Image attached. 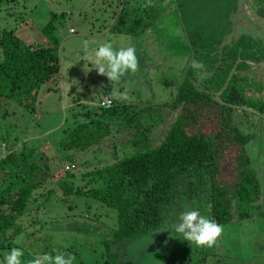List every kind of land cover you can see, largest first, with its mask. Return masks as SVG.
<instances>
[{
	"label": "rangeland",
	"instance_id": "obj_1",
	"mask_svg": "<svg viewBox=\"0 0 264 264\" xmlns=\"http://www.w3.org/2000/svg\"><path fill=\"white\" fill-rule=\"evenodd\" d=\"M144 1L0 0V34L5 27L16 28V36L27 45H47L50 42L43 30L51 23L60 57L59 70L40 91L36 107L26 109L16 103L7 107L5 115L0 114L4 116H0V159L12 152L15 161L21 162L47 151L55 169L58 159L73 150L60 148L65 130L94 119L109 121L104 138L84 149L74 162L61 165L70 174L66 187L55 186L54 189L49 183L37 190L34 196L41 193L14 228L0 233V259L10 248L19 247L24 250L23 264H31L34 257L43 253L59 252L66 257L70 255L72 264H202L203 260L206 264H264V218L222 225L221 235L211 248L195 247L174 229H165L172 226L183 205L211 218L208 189L198 183L195 176L179 181L176 203L168 209L164 227L120 247L115 244L109 251L106 249L104 241L111 238L112 229L117 227V211L84 194L93 185L91 173L140 149L134 145V140L143 138L137 132L138 122L143 129H150L146 134L148 144L156 146L161 142L181 107L168 109L160 103L172 101L184 79V69L192 64L191 43L195 40L201 44L217 42L223 28L228 30L224 25L228 21L227 10L224 16H218L224 21H218L203 10L209 0H146L152 2L150 13L154 16L144 32L139 35L112 32L122 11ZM227 2L230 5L235 0ZM189 8L206 14L208 19L200 18L193 28ZM99 29L102 36L97 37ZM90 32L95 33L86 37ZM208 34L213 38L209 39ZM107 42L117 49L135 48L137 70L134 73H126L119 81H109L92 68L86 55ZM1 51L0 48V56ZM252 68L249 75L264 73V67ZM208 75L204 68L196 71L201 80ZM262 80L257 82H264ZM253 89L247 88L246 94L264 98V88L260 95ZM106 97L113 99L110 110L115 109L114 112L104 110L107 108L101 105ZM135 114L139 117L132 122ZM257 115L238 109L234 120L244 134L250 135L244 151L250 160L248 168L261 185L263 195L259 203L264 206V119ZM210 128L212 125L208 123L207 130ZM225 163L230 168L223 170V174L233 171L232 159ZM77 189L82 191L77 193ZM50 190L45 200V193ZM172 236L173 239L169 238Z\"/></svg>",
	"mask_w": 264,
	"mask_h": 264
},
{
	"label": "trees",
	"instance_id": "obj_2",
	"mask_svg": "<svg viewBox=\"0 0 264 264\" xmlns=\"http://www.w3.org/2000/svg\"><path fill=\"white\" fill-rule=\"evenodd\" d=\"M217 2L211 0L203 10L223 21L218 16H224L222 8L228 6L223 4L218 10ZM198 14L203 20L208 19L204 18L206 14ZM118 18L119 22L112 30L116 34L139 35L146 29L142 18L133 17L130 9L122 11ZM43 31L50 43L34 46L16 36V28H3L0 34L1 115L11 104L17 103L26 109L36 107L40 91L57 74L60 57L54 26L49 23ZM223 33L224 28L220 34ZM219 41L201 44L195 40L192 61L198 67L188 66L172 101L160 103L168 109L181 107L161 142L156 146L148 144L146 134L150 129H143L138 122L137 132L143 138L134 140V145L140 149L91 173L93 185L84 194L117 211V227L112 229L111 238L104 241L107 251L112 245L160 230L166 222L169 207L175 202L177 185L183 177L195 176L198 183L206 185L210 219L219 225L229 223L234 217L243 220L264 215L258 204L261 185L256 174L248 168L250 160L244 151L249 136L234 120L238 109L250 113L243 107L264 114V101L246 94L247 88H257V82L239 73L247 66L243 59L262 61L264 55L258 56L252 50L255 43L246 36L220 51ZM239 58L242 61L238 71L231 76V69ZM200 66L209 73L202 80L196 76ZM105 108L111 112L115 110ZM137 116L133 115L131 121ZM208 123L212 125L209 130ZM108 125L109 121L94 119L65 130L60 148L73 150L58 159L55 169H52L47 151L35 159L26 158L21 162L15 161L12 152L3 156L0 159V233L14 228L41 193L34 196L37 190L49 183L54 189L55 186L66 187L70 174L61 165L74 162L79 153L104 138ZM229 159H232L233 171L223 174V170L230 168L225 163ZM228 175L231 177L226 180ZM81 191L77 189V193ZM50 192L45 193V200Z\"/></svg>",
	"mask_w": 264,
	"mask_h": 264
},
{
	"label": "clouds",
	"instance_id": "obj_3",
	"mask_svg": "<svg viewBox=\"0 0 264 264\" xmlns=\"http://www.w3.org/2000/svg\"><path fill=\"white\" fill-rule=\"evenodd\" d=\"M87 61L93 65L99 74L105 75L109 81H119L126 73L137 70V57L134 47L114 48L111 42L99 44L92 52L86 55ZM193 67H198L195 61ZM174 229L181 238L195 247L211 248L221 235L222 227L216 221L202 215L199 210L183 205L182 211L172 221V226L165 229ZM24 250L12 247L3 254L0 264H23ZM72 257L63 252L49 255L43 253L34 257L31 264H72Z\"/></svg>",
	"mask_w": 264,
	"mask_h": 264
},
{
	"label": "flooded vegetation",
	"instance_id": "obj_4",
	"mask_svg": "<svg viewBox=\"0 0 264 264\" xmlns=\"http://www.w3.org/2000/svg\"><path fill=\"white\" fill-rule=\"evenodd\" d=\"M223 1H228V0H223ZM244 12L242 13V20H243V26L241 27L240 29V37L241 38L242 36H246L247 38H250L254 43V47H253V51L257 52L258 56L263 54L264 55V0H244ZM236 4L238 2V0H235ZM234 2V3H235ZM259 2V3H258ZM224 4V3H223ZM222 4V5H223ZM221 5V6H222ZM230 14H228V18L226 17V19L228 21H225L226 23H224V25H230L232 26L231 28V31L232 33H234V27H233V22L230 20ZM199 16V19H200V14L198 15ZM224 21V20H223ZM230 22V23H229ZM228 27V26H227ZM229 28V27H228ZM230 29V28H229ZM226 30V29H225ZM227 30L225 31V33H223V35L219 34L218 37H220V40L223 39V36L227 34ZM208 36H210V34H208ZM212 36V35H211ZM210 36L209 39H212V37ZM217 37V36H215ZM239 40V39H238ZM237 40V41H238ZM212 41V40H211ZM235 41V43L237 42ZM220 43V42H219ZM234 42L230 45H227V46H233L235 44ZM252 43V45L254 44ZM219 51L225 47V45H222L220 44L219 46ZM261 50L262 53H261ZM240 59V58H239ZM238 61V60H237ZM242 61V59H241ZM240 61V62H241ZM243 61H245L247 63V66H245L243 69H241L239 71V73L247 78H252V80L256 81L257 80H262V78L264 79V73L263 74H258V76L256 74L254 75H249L251 71H253L252 67L253 66H260V67H264V59L262 61H255V60H252V59H249V58H246V59H243ZM239 62V63H240ZM237 63V62H236ZM235 63V64H236ZM239 65V64H238ZM238 65L236 66L235 68V71L234 73H237V67ZM235 67V65L233 66V68ZM233 68L231 69V71L233 70ZM199 72H201V67H199ZM233 73V74H234ZM252 76V77H251ZM264 81V80H262ZM264 82H257L258 86H257V90L258 91V95H260L261 93V90L264 88ZM264 93V92H263ZM257 97V96H255ZM260 98L262 101H264V98L262 96L258 97ZM243 109H249L248 111L250 113L254 112V113H257V114H262V118L264 119V114L262 112H258L256 110H252L251 108H248V107H243ZM243 111V110H242ZM237 112V111H236ZM249 114V113H248ZM256 116V115H255ZM258 116V115H257ZM259 119L260 116H259ZM238 126V125H237ZM249 136V140L248 142L244 145V147L250 142V135L249 134H246Z\"/></svg>",
	"mask_w": 264,
	"mask_h": 264
},
{
	"label": "crops",
	"instance_id": "obj_5",
	"mask_svg": "<svg viewBox=\"0 0 264 264\" xmlns=\"http://www.w3.org/2000/svg\"><path fill=\"white\" fill-rule=\"evenodd\" d=\"M223 0H218V2H217V8H218V10H219V8L221 7V5L224 3V5H225V7H227V8H222L224 11H228V13L230 14L229 16V18H230V20L234 23L233 24V27H234V33H232V31H231V28H232V26H230V25H226V26H228L229 28H228V32H227V34L226 35H224L223 36V39L222 40H220L219 42H220V44H222V45H225V46H227V45H230V44H232L233 42L235 43V41H237L238 39H239V37H240V34H241V32H240V29H241V27L243 26V18H242V13L244 12V6H245V4H244V0H238V2H237V4H236V2L234 3V4H231V2H230V5H229V2H226V1H223ZM209 3H211V0L209 1ZM259 3V2H258ZM131 10V14H132V16L133 17H140V18H142V20H143V22H144V26H145V28H147V26H149L150 25V23L152 22V20H153V16L154 15H152L150 12L153 10V4H152V2L150 3V2H146V0L142 3V4H138V5H136V4H134V6L130 9ZM161 10H163V9H161ZM221 10V9H220ZM193 11V12H192ZM196 12V13H195ZM197 9L196 10H194V9H192L191 10V8H189V21L191 22V26L193 27V28H195V25H194V23L195 22H197L198 20H199V16L197 15ZM159 15V17H160V14H158ZM209 16H206V17H204V18H208ZM200 18H202V17H200ZM101 21V20H100ZM230 23V22H229ZM113 32V31H112ZM93 33H95V32H93ZM92 32H90V33H87V35H86V37H89V36H92V35H94ZM96 36L97 37H99V36H102V31H101V29H99L98 31H96ZM103 35H105L106 36V34L104 33ZM190 50H191V52L193 53L194 52V43L192 44L191 43V45H190ZM191 58L193 57V56H190ZM185 70V74H186V71H187V69H184ZM261 192H262V190H261ZM262 195L263 194H261V197H260V199L262 198ZM259 199V200H260ZM175 203H176V201L174 202V204H172L171 205V207L173 206V205H175ZM258 204H260L259 203V201H258ZM260 206L262 207V209H263V211H264V206L263 205H261L260 204ZM170 208V207H169ZM256 218H264V215H262V216H254V217H252V218H249V219H243V220H239V219H237L236 217H234L229 223H232V222H238V221H247V220H253V219H256ZM229 223H226V224H229ZM222 226V225H221ZM164 227V226H163ZM116 228V227H115ZM115 228H113V229H115ZM111 229V228H110ZM169 238H171V239H173V236L172 237H169ZM125 243V242H124ZM124 243H119V244H117L118 245V247H120L121 245L120 244H123L124 245ZM167 242H164V244H163V246L165 247V248H167V245L168 244H166ZM115 247H116V245H115ZM117 250H118V248H117ZM205 260H203L201 263L202 264H206L205 262H204Z\"/></svg>",
	"mask_w": 264,
	"mask_h": 264
},
{
	"label": "built area",
	"instance_id": "obj_6",
	"mask_svg": "<svg viewBox=\"0 0 264 264\" xmlns=\"http://www.w3.org/2000/svg\"><path fill=\"white\" fill-rule=\"evenodd\" d=\"M71 31L73 32L74 31V29H71ZM113 99H111V98H109V97H106V98H104L102 101H101V105L102 106H104V107H110V106H112L113 105ZM72 166H74L73 164H72Z\"/></svg>",
	"mask_w": 264,
	"mask_h": 264
},
{
	"label": "water",
	"instance_id": "obj_7",
	"mask_svg": "<svg viewBox=\"0 0 264 264\" xmlns=\"http://www.w3.org/2000/svg\"><path fill=\"white\" fill-rule=\"evenodd\" d=\"M241 61V59H238L237 63L235 64V67L233 68V70L231 71V76L233 75L234 71H235V68L236 66L239 64V62ZM258 116L262 117L263 115L262 114H258Z\"/></svg>",
	"mask_w": 264,
	"mask_h": 264
}]
</instances>
